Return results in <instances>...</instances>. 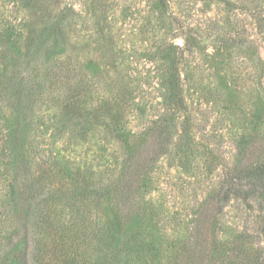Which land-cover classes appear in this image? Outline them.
Instances as JSON below:
<instances>
[{
	"label": "rangeland",
	"instance_id": "374dc122",
	"mask_svg": "<svg viewBox=\"0 0 264 264\" xmlns=\"http://www.w3.org/2000/svg\"><path fill=\"white\" fill-rule=\"evenodd\" d=\"M166 1L167 8L159 10L155 0H0V248L20 229L9 205L16 165L8 150L7 128L13 122L3 87L12 70L3 49L21 32L25 38L40 31L57 7L72 9L75 18L36 62L37 69L50 76L51 71L59 73V80L61 66L68 69L62 73L65 79L77 72V79L87 85L81 100L88 109L120 91V119L114 125L100 118L85 136L77 135L62 121L59 82L47 84L32 124L18 139L11 131L12 145L28 156L34 171L44 162L71 163L88 173L95 187L115 179L133 146L146 132L165 124L164 136L169 134L171 144L146 178L143 198L148 206L145 229L156 236L159 248L147 264H167L169 246L192 234L197 214L212 215L204 204L222 186L239 149L252 154L262 150L264 0ZM24 40L23 51L29 43ZM173 53L179 60L183 111L172 110L167 100L168 57ZM56 180H48L51 190ZM61 185L64 191L69 188L66 182ZM80 199L77 211L94 228L111 218L107 203L95 207L87 196ZM49 209L53 225L44 229H57L54 223L67 220L74 206L60 200ZM256 215L253 202L249 206L232 198L220 205L215 226L219 240L254 233Z\"/></svg>",
	"mask_w": 264,
	"mask_h": 264
},
{
	"label": "trees",
	"instance_id": "16d2710c",
	"mask_svg": "<svg viewBox=\"0 0 264 264\" xmlns=\"http://www.w3.org/2000/svg\"><path fill=\"white\" fill-rule=\"evenodd\" d=\"M155 2L159 10L167 8L166 0ZM73 18L75 12L72 9L69 12L65 7H57L51 22L40 31H33L25 38L21 32L7 40L3 49L10 57L9 67L12 70L11 77L3 87L13 122L10 129L9 125L7 128L8 150L16 165L9 205L20 229L14 231V239L8 242V246L0 248V264H147L148 258L157 257L155 252L159 248L156 236L145 229L148 206L143 204V198L146 178L156 160L168 153L171 144L169 134L164 136L167 134L165 124L146 132L133 146L131 152L125 155L115 179L100 182L95 187L90 183L91 176L71 163L60 165L57 162H44L35 166L37 169L34 171L28 156L12 145L14 139L11 131L17 133L14 136L18 139L21 130L32 124L31 117L47 84L59 82L58 94L65 112L62 121L66 128L77 135L85 136L97 120L101 122L100 118H109L114 125L119 122L120 91L117 97L105 100L97 108L88 109L85 103L83 107L81 100L87 85L77 79L79 74L73 72L74 69L71 70L72 77L68 75L65 79L62 73L68 69L59 67V80L55 79L59 73L51 71L50 76L45 69L39 72L36 67V62L44 58L55 37ZM23 39L29 42L24 51L20 46ZM101 49H104L103 45ZM168 58L167 100L172 110L183 111L185 105L179 60L174 53ZM261 143L262 150L256 154L247 153L242 147L239 149V157L231 167L226 168L222 186L204 204L212 208V215L205 211L197 214L192 234L169 246L167 264H264V135ZM57 174L60 176L57 177L58 181ZM51 177L57 181L56 188L52 190L48 184ZM62 181L69 186L66 191L61 188ZM15 195L16 199L13 197ZM86 196L95 207L104 202L108 204L107 212L111 218L100 228L91 226L88 217L77 211L76 203ZM232 198L249 206L251 202L256 205L257 215L253 221L255 232H243L220 241L215 231L218 223L216 216L220 205ZM60 200H64L71 209L74 206L68 218L70 220L54 223L57 229H44L51 223L53 225L49 206Z\"/></svg>",
	"mask_w": 264,
	"mask_h": 264
}]
</instances>
